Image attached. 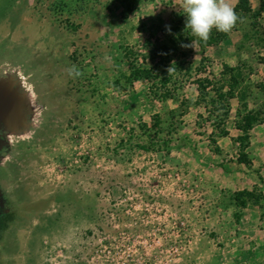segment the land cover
Listing matches in <instances>:
<instances>
[{
	"label": "rangeland",
	"instance_id": "1",
	"mask_svg": "<svg viewBox=\"0 0 264 264\" xmlns=\"http://www.w3.org/2000/svg\"><path fill=\"white\" fill-rule=\"evenodd\" d=\"M261 1L0 0V264H264Z\"/></svg>",
	"mask_w": 264,
	"mask_h": 264
},
{
	"label": "clouds",
	"instance_id": "2",
	"mask_svg": "<svg viewBox=\"0 0 264 264\" xmlns=\"http://www.w3.org/2000/svg\"><path fill=\"white\" fill-rule=\"evenodd\" d=\"M186 28L199 40L207 42L213 29L229 33L238 20L235 10L224 0H183ZM170 31V28L168 29ZM194 41L184 47H193ZM81 73L73 66L69 75L79 76Z\"/></svg>",
	"mask_w": 264,
	"mask_h": 264
},
{
	"label": "trees",
	"instance_id": "3",
	"mask_svg": "<svg viewBox=\"0 0 264 264\" xmlns=\"http://www.w3.org/2000/svg\"><path fill=\"white\" fill-rule=\"evenodd\" d=\"M235 12L237 13V16H245L247 14H250L252 12L251 10V6H250V2L249 0H240L238 6L234 9ZM260 13H264V0L261 1V6H260ZM258 31H255V34L259 35V33H256ZM214 41V40H213ZM212 39H208L207 42L202 41V44H211ZM140 74V73H139ZM199 92L201 93V95H203L205 97V99L207 98V94H208V89L202 87L201 85L199 86ZM232 96V95H231ZM226 97V95H225ZM220 98V96H219ZM221 98H224V96L221 95ZM209 102H211L212 104H216L215 101H213L212 99H208ZM225 103V102H224ZM224 115L222 116L223 120H227L229 118L230 112L229 109L227 108V105L225 104L224 107ZM257 122V120L251 118V117H244L242 123L239 125V129L241 130V132L243 133V137L240 138V140L242 142H246L249 140V131L253 128V126L255 125V123ZM221 135L223 137L228 136V132L225 130H221ZM241 158H243V160L246 158V154L241 155Z\"/></svg>",
	"mask_w": 264,
	"mask_h": 264
}]
</instances>
